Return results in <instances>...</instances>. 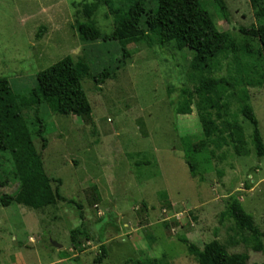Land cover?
<instances>
[{"label":"rangeland","instance_id":"374dc122","mask_svg":"<svg viewBox=\"0 0 264 264\" xmlns=\"http://www.w3.org/2000/svg\"><path fill=\"white\" fill-rule=\"evenodd\" d=\"M134 1L157 7V0H100L96 30L110 36ZM223 1L228 20L213 1L199 0L230 44L197 69L192 53L173 44L128 42L124 60L114 42H81V6L95 0H0V78L17 96L37 150L30 92L39 72L65 57L86 66L81 83L91 106L89 124L46 104L38 109L45 171L71 203L0 205V264H198L189 244L202 251L214 241L247 264H264V237L254 251L250 236L225 217V201L235 196L264 235V157L257 159L240 112L243 104L252 109L264 144V56L257 39L239 33L257 24L249 0ZM104 68L110 76L97 86L93 76ZM207 79L228 84L191 96ZM233 124L244 135L242 155L229 137ZM10 169L9 156L0 155V182ZM15 191L9 180L0 196Z\"/></svg>","mask_w":264,"mask_h":264},{"label":"trees","instance_id":"16d2710c","mask_svg":"<svg viewBox=\"0 0 264 264\" xmlns=\"http://www.w3.org/2000/svg\"><path fill=\"white\" fill-rule=\"evenodd\" d=\"M213 1L223 17L228 20L229 13L223 0ZM100 0L82 5L80 14L86 19L85 23L75 26L81 42L92 44L102 41L114 42L120 49L125 60L127 54L125 45L128 42H143L164 47L173 44L177 51L188 50L192 53L194 68H204L216 56L223 53L230 44L227 37L220 33L208 13L201 7L199 0H157V7L147 11L142 1H134L125 15L117 17L115 29L110 36H102L94 27L93 17L99 8ZM257 24L249 28H240L243 36L257 39L264 56V0H249ZM235 52V47L231 45ZM87 72L84 65L74 64L70 57H65L48 69L36 75V87L30 92L31 105L35 107L34 120L36 137L41 142L40 151L35 147L31 133L24 121L17 96L12 91L9 82L0 78V155L10 158L11 169L8 178L0 182V188L5 187L9 180L16 184L12 194H2L0 205L8 208L13 204L24 206L31 210H39L58 203H71L61 195V181L47 175L42 152L47 147L45 125L38 109L48 105L58 116H73L84 123L91 122V106L86 92L82 87V76ZM109 69L93 76V82L103 85L109 77ZM228 84L224 79H207L199 82L191 96L201 95L219 85ZM242 117L252 127V143L257 159L264 157V144L258 128V122L252 109L243 104L240 109ZM210 125V123L208 122ZM205 136H210V129L205 128ZM230 140L234 151L245 153L244 135L241 128L230 126ZM198 152V149H194ZM189 172L196 175L194 163L186 159ZM225 217L233 222L237 229L246 232L255 247L254 251L262 250L259 239L264 237L254 225L253 218L246 214L237 197L231 196L225 201ZM182 243L187 244L183 241ZM101 258L106 257V251L101 247ZM190 253L197 257L198 264H247L242 255H230L218 243L206 244L202 251L189 244ZM60 260L67 256L60 253ZM101 264V260L97 261ZM128 264H146L135 261Z\"/></svg>","mask_w":264,"mask_h":264},{"label":"water","instance_id":"95a60500","mask_svg":"<svg viewBox=\"0 0 264 264\" xmlns=\"http://www.w3.org/2000/svg\"><path fill=\"white\" fill-rule=\"evenodd\" d=\"M54 247H56V248H58V249H60V248H61L60 246H58V245H55V244H54Z\"/></svg>","mask_w":264,"mask_h":264}]
</instances>
